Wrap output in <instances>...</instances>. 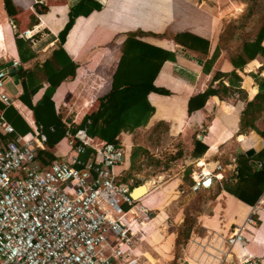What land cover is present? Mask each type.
Returning a JSON list of instances; mask_svg holds the SVG:
<instances>
[{"label": "crops", "instance_id": "obj_1", "mask_svg": "<svg viewBox=\"0 0 264 264\" xmlns=\"http://www.w3.org/2000/svg\"><path fill=\"white\" fill-rule=\"evenodd\" d=\"M12 1L17 9V14L10 17L5 9L4 0H0V68H9L10 75L4 91L13 100L10 105L5 104V108L0 109V112H4L9 123L11 122L5 114L7 108L10 110L11 118L19 114L23 121H21V130L26 129L27 124L31 127V131L35 126L41 131V127L36 123L33 110L21 100V95L24 93L23 82L13 74L17 68L14 72H10L12 60H20L15 41L16 33L22 34L25 30L36 27L34 31L37 33H35V42L32 45L36 57L25 63L20 60L21 65L32 69L36 64H41L50 57L59 46V33L69 20L71 7L80 0ZM96 1L103 5L102 9L94 10L88 16L80 15L75 19L64 43L61 44L64 52L58 54L60 61L62 64H66V67L57 77L76 66V76L66 77L52 97L56 118L61 119L67 125L68 130L66 135L53 147L47 146L46 138L38 149L50 150L56 156L55 160L69 159L74 155L70 144L71 139H74L71 129L73 130L80 124L91 105L98 102L99 98L105 97L111 90L113 75L121 59L123 43L128 33L143 31L145 33L141 37L143 41L174 53L175 59L169 58L163 63L153 83L156 87L167 90L168 93L152 90L147 95V102L155 108L148 124L137 128L132 133L122 132L117 137L119 143L124 146L126 155L123 163L115 167V173L122 182L132 185L131 180L134 179L132 177L128 179L127 176L130 173V156L135 145L133 134L139 129L155 127L159 124L168 125L170 135L180 136L189 154L181 157L183 163L180 172H172L171 167H164L160 172L162 173L159 176L161 179L172 174L169 180L163 181L164 185L156 186V180L150 179L149 191L136 200L142 208L146 210L158 209L162 206L165 208L166 194L168 193L166 191L170 187H178V190H182L184 193L190 190L199 168L204 170L205 161L219 160L223 163L230 160L228 166L222 164L225 169L219 172L220 179L214 181L213 187L200 190L202 195H208L207 198L197 200L198 198L195 196L193 202L199 206L196 214H192L191 208H186L190 215H194L195 220L190 239L181 244L183 251L179 259L182 260V264H218L219 258L224 253L226 255L223 257V261L229 264H235L238 259L241 260L250 255L264 264V192L255 205H250L223 187L224 180L229 179L233 184L236 182L231 171L236 167L235 158L238 154L253 150V155L264 148V137L256 130L239 133L240 116L246 100L253 99L258 92V85L249 73L261 72V75H264V68L260 70L264 65V57L259 54L247 63L243 71L237 69L238 74L242 77L243 92L241 94L224 96L222 99L218 95H212L205 101L203 107L190 114L188 111L190 101L194 105H199L202 102L200 95L211 83L215 73L234 69L230 61V57L236 49L234 41L231 42L232 46H229L228 43L223 45L224 42L221 39L222 19L218 16L216 8L209 3V0ZM42 3L48 6V10L39 14L36 4ZM33 16L37 18L38 24L36 25H33ZM176 34L180 35V39L183 41L192 40L190 35L208 40V53L205 54L178 43L174 38ZM255 34L250 40L254 39ZM202 43L201 40H197V44ZM262 46H264V39ZM217 48L219 55L212 63L210 59ZM151 50L155 56L159 54V52L155 53V49ZM244 72H248V75ZM91 74L95 75L93 79L95 82L90 87L89 84H92ZM223 81L229 85L228 79ZM217 84L218 81L215 82V85ZM47 85L48 83L44 82V87L32 96L33 103L42 97ZM82 85L85 86L84 89ZM91 89H94L93 93H91ZM136 96L138 99L142 97L138 94ZM72 102H74L73 106ZM65 105H68L69 109H65ZM256 124L260 129H264V111ZM51 129L54 130L53 127ZM15 132L18 131L15 129ZM200 134L203 135L202 139H199ZM192 136L197 137L208 146L207 151L201 157L192 155L195 147ZM9 137L10 134L6 135V138ZM95 139L100 138L95 137ZM179 155H182L181 152ZM90 157L91 154L87 159ZM142 159L143 161L147 160L146 158ZM197 163L200 165L198 169ZM230 172L231 176H227ZM155 186L156 188L153 189ZM133 188L131 186V190ZM240 192L243 193V191ZM159 194L163 195V199L162 196L158 197ZM146 197L150 203L149 208L142 205V199ZM163 208V211L154 210L155 216L150 217L147 221L144 220L137 232L134 230L137 225L134 224L135 234L147 237L151 231L153 233L158 231L162 237L158 239H164L158 227L165 222L171 212L169 208ZM250 214H253L256 224L246 221ZM187 215L189 214L179 212V218L183 220L184 226L188 220ZM156 226L158 227L155 228ZM236 226H244L245 246L240 243L230 246L226 243V238ZM179 233L177 236H169L168 240L164 241L170 250L177 247ZM137 250L139 251V248ZM134 251L135 247L132 248V252ZM148 257L152 261L155 260L151 255Z\"/></svg>", "mask_w": 264, "mask_h": 264}, {"label": "built area", "instance_id": "obj_2", "mask_svg": "<svg viewBox=\"0 0 264 264\" xmlns=\"http://www.w3.org/2000/svg\"><path fill=\"white\" fill-rule=\"evenodd\" d=\"M34 28L22 33L32 43ZM20 64L13 59L11 68ZM9 75L8 67L0 68V100L6 105L13 102L4 91ZM9 134L15 135L6 138ZM44 140L37 126L16 133L0 114V264L125 263L134 245L132 213L139 207L131 186L115 173L125 159L124 146L86 135L79 143L71 139L72 157L42 166L37 149ZM89 148L91 157L83 160ZM204 164L190 186L193 192L212 188L224 169L219 160ZM246 221L256 224L253 214ZM243 227L233 229L228 245L245 246ZM225 255L218 264H229ZM235 264L262 263L250 255Z\"/></svg>", "mask_w": 264, "mask_h": 264}, {"label": "trees", "instance_id": "obj_3", "mask_svg": "<svg viewBox=\"0 0 264 264\" xmlns=\"http://www.w3.org/2000/svg\"><path fill=\"white\" fill-rule=\"evenodd\" d=\"M4 4L10 17L17 14V9L12 0H4ZM102 7L103 5L96 0H80L77 4L73 5L69 12V20L59 33V46L53 51L52 55L41 64H36L32 69L25 68L20 64L16 72L13 73L23 82L24 93L21 95V100L33 110L36 123L41 127V133L47 136L46 144L49 147H53V145L58 143L68 130L67 125L61 119L56 118L52 97L57 87L66 77L76 76V66H73L71 70L69 69V71H65L61 76L57 77L66 67V64H62L58 57L60 52H64L61 44L64 43L66 35L78 16H88L92 11L100 10ZM36 10L39 14H42L48 10V6L44 3L36 4ZM32 21L33 25L38 24L35 16L32 17ZM143 35L145 33L141 30L128 33L123 43L121 59L113 75L111 90L105 97L98 99L97 108L92 106V109L85 114L80 124L73 128V130L71 129L76 143L80 142L77 137L78 131L86 130L89 137H98L107 142L120 144L117 137L122 132L132 133L137 128L146 126L153 115L155 108L147 102L148 93L152 90L168 93L167 90L158 88L153 83L163 63L169 58L175 59V54L143 41L141 39ZM190 37L192 40L190 39L189 41L181 40L178 34L174 38L185 47L205 54L208 53V40L193 35H190ZM252 37L253 35L250 38L242 40L231 55L230 61L234 69L232 71H217L215 73L211 83L200 95L202 102L199 105H194L190 101L188 107L190 114L203 107L205 101L212 95H218L222 99L224 96H233L236 93L241 94L243 92L241 87L242 77L238 74L237 69L243 71L247 63L255 59L259 54L264 57V46H262L264 20L256 31L254 39L250 40ZM197 40H201L203 43L197 44ZM15 41L22 63L36 57V52L32 48L33 43L22 36L21 33H16ZM151 49H155V53L159 52V54L155 56L152 54L153 50ZM218 55L219 51L217 48L210 61L214 63ZM262 68H264V65H262L260 70ZM249 74L258 85V92L253 99L246 100L245 107L240 116L239 133L256 130L264 137V129H260L256 124L264 111V75H261V72H250ZM224 79H228L229 85L224 83ZM216 81H218L217 85H215ZM44 82L48 83V85L42 97L36 103H33L32 96L44 87ZM136 94L138 96L142 95V97L138 99ZM2 102H0V109L5 108V103L3 102V104ZM8 109L5 111L6 117L13 124L16 131L20 132V134H26L32 130L27 124L26 129L21 130L22 117L17 114L14 118H11L10 110ZM52 127L54 130L51 129ZM14 135L10 134L9 138H12ZM194 145V151L192 152L194 157H201L208 149V146L197 137L194 139ZM91 152L92 150L89 148L81 155V158L87 160ZM148 154V148L142 145L133 146L128 179L134 175L133 171L136 160L144 156L147 159L146 161H148ZM37 155L38 160L44 166L49 165L56 159V156L50 150L38 149ZM228 161L223 162L224 165L228 166L230 160ZM258 162L261 163L260 167H258ZM154 163L158 164L160 161L154 160ZM235 163L236 167L232 171V174L236 182L233 184L229 179L224 180L223 187L246 203L255 205L264 192V148L253 155H248L247 153L238 154L235 158ZM125 179L127 178L125 177ZM139 182V179L136 180L133 187L139 185ZM240 191H243V193ZM125 208L128 209L129 206ZM193 225L194 218L191 221L186 220L185 226L180 233L182 238L178 236L177 245L185 243L190 238Z\"/></svg>", "mask_w": 264, "mask_h": 264}, {"label": "rangeland", "instance_id": "obj_4", "mask_svg": "<svg viewBox=\"0 0 264 264\" xmlns=\"http://www.w3.org/2000/svg\"><path fill=\"white\" fill-rule=\"evenodd\" d=\"M209 3L216 8L218 16L222 19L221 39L224 42V46L226 43H228L229 46H232L233 43L231 42L234 41V46L237 48L242 40L250 38L263 23L264 0H209ZM244 74L248 75V72H244ZM94 77L95 75H90V81L92 83L89 84L90 87L93 86L95 82L93 81ZM103 83L106 84V82ZM84 87L85 86L82 85L83 89ZM93 91L94 89H91V93H93ZM73 104L74 102H72V106ZM96 105H98L97 101L94 105L90 106L88 111L92 109V106L96 107ZM64 107L65 109H69L68 105H65ZM192 137L194 138V136ZM133 141L135 145L139 144L148 148L149 163L146 160L143 161L142 158H144V156H141L136 160L135 169L133 171L134 175L132 177L134 180H131L134 183H132V187L135 185L136 180H138L137 178L140 179V184H143L147 179H154L156 180V186L164 185L163 181L169 180L170 176H172L171 174L170 176L164 177L165 179L159 177L162 174L160 172L163 171L164 167H171L172 172H180L183 163L181 157L189 154L182 138L180 136L170 135L169 127L166 124H159L155 127L152 126L137 130L133 134ZM180 152L182 154L181 156L179 155ZM154 160H159L160 163L156 164L154 163ZM197 164L198 169L200 165L199 163ZM231 172L227 176H231ZM156 186L153 189H155ZM178 189V187H170L168 191H166L168 193L166 194L165 208L162 206L158 207V209L146 210L138 205L139 208H136L137 213H132V215H135V219L132 220H136L135 224L137 227H135L134 230L137 232L142 226L144 220L147 221L150 217L155 216L156 212H154V210L163 211L162 208H169L171 212L161 226L155 227H158V229L161 230L164 239H158L162 238L158 231L154 233L151 231V234H148L147 237L138 233L135 234L133 245V248L135 247V253L132 252L129 257L130 259L125 261V264H182V260L179 259V257L182 256L183 251L181 244L177 245L175 249H171V251L167 248L164 241L168 240L171 235L177 236V233L184 228V225L182 224L183 220L179 218V212L181 211V213L189 214L187 215L188 221H191L194 218V215H190V212H188L186 208H191L192 214H196V211L199 210V206H196L193 202L195 196H197V200H200L207 198L208 195H202V193H200L201 191L193 192L191 189L184 193V191ZM196 193H199V195H196ZM161 196L163 199L162 194L158 195V197ZM149 204L147 197L142 199L143 206L149 208ZM151 229H153V226H151ZM180 233L179 237L182 238ZM137 248H139V251ZM149 255L155 260H150L148 257Z\"/></svg>", "mask_w": 264, "mask_h": 264}, {"label": "water", "instance_id": "obj_5", "mask_svg": "<svg viewBox=\"0 0 264 264\" xmlns=\"http://www.w3.org/2000/svg\"><path fill=\"white\" fill-rule=\"evenodd\" d=\"M16 70V68H11V70H10V72H14ZM87 135V133H86V130H80L79 132H78V137L79 138H84L85 136ZM202 137H203V135L202 134H200L199 135V139H202ZM252 153H253V150H249V151H247V154L248 155H252ZM146 184H151V180L150 179H147V180H145L144 181V183L142 184V185H139V186H136V187H134L133 188V190L131 191V195H132V197L135 199V200H137L135 197H134V193L136 192V190L137 189H140V188H142V187H144ZM149 190L147 189V191H145V193H141V195L140 196H144V194H147V192H148ZM140 196L138 197V199L140 198Z\"/></svg>", "mask_w": 264, "mask_h": 264}, {"label": "bare ground", "instance_id": "obj_6", "mask_svg": "<svg viewBox=\"0 0 264 264\" xmlns=\"http://www.w3.org/2000/svg\"><path fill=\"white\" fill-rule=\"evenodd\" d=\"M204 167H205V165H204ZM205 169V168H204ZM200 171H203V170H201L200 168H199V170L197 171V173L198 172H200ZM142 185V184H141ZM149 188H150V185L149 184H146L144 187H142V188H140V189H137L136 190V192L134 193V197L136 198V199H138V197L141 195V193H145V191H147V189L149 190ZM145 195V194H144ZM143 196V195H142ZM142 196H140V198L142 197Z\"/></svg>", "mask_w": 264, "mask_h": 264}]
</instances>
